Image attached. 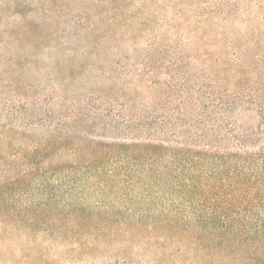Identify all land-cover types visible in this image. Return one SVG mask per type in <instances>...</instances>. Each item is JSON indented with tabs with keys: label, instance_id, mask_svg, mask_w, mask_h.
<instances>
[{
	"label": "rangeland",
	"instance_id": "obj_1",
	"mask_svg": "<svg viewBox=\"0 0 264 264\" xmlns=\"http://www.w3.org/2000/svg\"><path fill=\"white\" fill-rule=\"evenodd\" d=\"M205 1L212 19L226 25L216 24L219 37L200 22ZM232 2L242 11L219 13ZM233 29L238 36L223 35ZM177 41L207 62L234 59L246 45L264 60V0H0V104L5 95L52 93L68 122L107 99L127 105L146 52ZM92 94L105 101L91 104ZM133 148L102 151L91 167H42L30 183L12 187L0 202V264H223L211 242L194 244L215 202L185 199L178 179L206 175L212 162L184 169L185 156L178 163L172 152L135 158ZM263 216L264 202H232L199 230L212 236L215 221H234L236 232L250 234ZM148 241L162 249L150 259L139 256L150 253ZM225 264L253 263L233 254Z\"/></svg>",
	"mask_w": 264,
	"mask_h": 264
},
{
	"label": "trees",
	"instance_id": "obj_2",
	"mask_svg": "<svg viewBox=\"0 0 264 264\" xmlns=\"http://www.w3.org/2000/svg\"><path fill=\"white\" fill-rule=\"evenodd\" d=\"M209 3L198 8L200 22L207 25L209 35L219 37L222 29L215 33L216 24L226 25L212 19ZM237 4L241 5L229 3L219 13L240 12ZM236 32L223 35L238 36ZM234 54V59L207 62L201 56H187L178 41L176 47L149 50L138 64L136 95L127 99V105L111 99L105 107L87 105L73 122L55 108V94L44 99L38 92L16 101L5 95L0 104V202L8 201L7 194L18 183H30L42 167L55 172L64 165L91 167L101 161L102 151L110 155L118 146H136L131 149L135 158L172 152L176 163L185 156L181 168L200 160L214 167L203 176L178 177L185 199L215 202L199 221L194 244L212 243L223 264L233 254L264 264V216L250 234L236 232L234 221L227 226L215 221L212 236L199 230L206 217L217 216L232 202H264V60L261 54L251 55L247 45L238 46ZM156 91L159 96L151 100ZM91 97V104L105 101ZM82 119L89 131L87 126L76 127L75 121ZM145 244L151 246L150 253L140 257L150 259L154 251L157 255L162 250L155 241Z\"/></svg>",
	"mask_w": 264,
	"mask_h": 264
}]
</instances>
